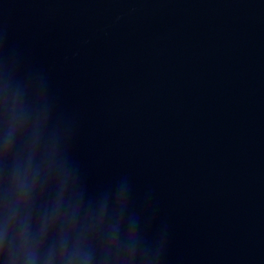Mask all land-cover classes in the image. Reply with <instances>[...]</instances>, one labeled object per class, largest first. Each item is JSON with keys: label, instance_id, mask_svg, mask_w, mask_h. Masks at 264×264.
Returning a JSON list of instances; mask_svg holds the SVG:
<instances>
[{"label": "water", "instance_id": "water-1", "mask_svg": "<svg viewBox=\"0 0 264 264\" xmlns=\"http://www.w3.org/2000/svg\"><path fill=\"white\" fill-rule=\"evenodd\" d=\"M13 105L0 191L40 124L131 264H264V0H0V137Z\"/></svg>", "mask_w": 264, "mask_h": 264}, {"label": "clouds", "instance_id": "clouds-1", "mask_svg": "<svg viewBox=\"0 0 264 264\" xmlns=\"http://www.w3.org/2000/svg\"><path fill=\"white\" fill-rule=\"evenodd\" d=\"M0 150H15L25 127L23 109L6 114ZM37 124L12 162L0 191V264H131L130 245L120 229L105 228V214L86 212L57 182L55 154L42 141ZM56 185L44 201L48 185Z\"/></svg>", "mask_w": 264, "mask_h": 264}]
</instances>
